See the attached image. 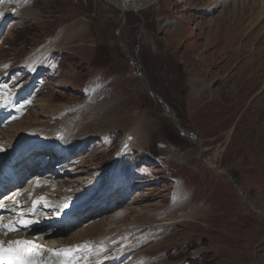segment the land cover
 Instances as JSON below:
<instances>
[{"label": "rangeland", "instance_id": "374dc122", "mask_svg": "<svg viewBox=\"0 0 264 264\" xmlns=\"http://www.w3.org/2000/svg\"><path fill=\"white\" fill-rule=\"evenodd\" d=\"M5 6L12 15L0 31V76L24 116L0 115V137L9 143L19 127L49 130L66 119L76 139L94 136L69 158L42 149L21 182L0 187V200L26 190L44 169L40 178L54 183L58 209L74 208L61 223L60 210L40 221L45 239H84L117 210L156 223L148 226L160 242L148 237L140 264H264V215L256 211L264 213L259 0H159L127 11L110 0H2ZM137 127L139 146L124 164L136 177L127 185L121 177L98 181ZM89 183L95 187H79ZM99 189L126 200L110 206ZM76 193L83 195L71 202ZM194 210L198 220L178 221Z\"/></svg>", "mask_w": 264, "mask_h": 264}, {"label": "bare ground", "instance_id": "6f19581e", "mask_svg": "<svg viewBox=\"0 0 264 264\" xmlns=\"http://www.w3.org/2000/svg\"><path fill=\"white\" fill-rule=\"evenodd\" d=\"M114 2L123 11L127 10H140L144 4L154 3L159 0H110ZM11 3V2H10ZM260 7L255 20H260L264 18V0H259ZM2 4V3H1ZM20 8V7H19ZM0 7V31L3 29L5 24V19L9 18L12 14L10 12L11 8ZM21 12V11H20ZM26 13V12H25ZM21 14V13H20ZM24 15V14H23ZM256 22V21H255ZM254 22V23H255ZM231 63V62H230ZM35 73L38 74L41 67L34 69ZM5 74L0 76V115L3 117H8L12 113L18 115L19 117L24 116V107L18 106L16 102L11 98V94L5 88H3V81ZM239 83V82H238ZM234 94V93H233ZM69 108L68 106L58 108L61 112H64ZM57 111V110H55ZM166 114L173 119L172 111L166 109ZM260 124V123H258ZM17 125H14L15 127ZM24 127H19L14 130L13 139L8 143L6 140L0 137V148L5 150L0 152V185L9 186L15 183L14 180L18 176V181L21 182L26 175L30 172L27 169L31 159L34 155L39 157L42 155V149H50L56 156H61L64 154L66 157H71L73 153L77 151V148L91 139L94 133H88L83 138L76 139L77 128L73 124L71 119H66L61 123L54 126V129L44 130L41 127L35 126L31 129ZM139 127L136 129H129L126 135L120 140V146L112 157L110 162L106 165L102 177L98 181L106 179L109 183L116 182L120 177L123 179L122 183L127 185L129 183V177L132 176L130 168L125 166V162L130 156V150L137 148L139 143H136L140 139V133H138ZM260 130V129H259ZM12 131V130H11ZM184 134H187L184 131ZM2 135V134H1ZM194 137V136H193ZM134 139V140H133ZM40 153V154H38ZM54 157L53 155H49ZM124 156L127 158L124 159ZM17 159V170L15 176L10 175V170L12 169L10 164L13 160ZM78 160V159H77ZM33 161V160H32ZM44 169L39 170L41 174H34L28 179V185L26 190H15L12 194L6 196L3 200H0V239L8 240L13 238L27 239L30 241L37 242L41 246V252L48 254L51 249L62 248L67 245H75L81 242L89 244L91 246L90 251L85 252L77 256L79 264H140L144 263L138 259L137 254L142 252V250L149 249L147 239L152 236L156 238L157 243L160 242L157 235V228L155 231L149 229L148 224L152 228H155L156 223H149L145 220L151 217H146L145 215H138L136 217H129L130 213H123L115 215L116 211L104 215L102 222L99 226L96 225V232L88 235L86 238L78 241H68L67 238L59 237L54 239L53 237L45 239L39 232V227L41 225L40 221L49 220V216L52 215L56 210H60L61 214L57 223L67 220L70 212L74 208H67L66 210L58 209V201L55 200L56 192L50 183L40 178ZM136 176H132L134 178ZM3 186V187H4ZM77 186V185H75ZM239 187V192L242 193L241 187ZM79 187L85 188L86 191L93 189L95 184L89 183L86 185H81ZM109 188V187H108ZM84 189V190H85ZM105 193L106 190L99 189L98 193ZM114 192V191H113ZM117 192V191H116ZM96 195L98 198L100 194ZM83 193H76L72 197L75 199L62 198L64 202L70 201L75 202L76 197H81ZM120 193L110 194L109 192L104 194L102 199L105 201L109 200L110 206L118 204V202H124L126 199L119 198ZM96 198V199H97ZM176 195L170 200H175ZM138 201V200H137ZM136 201V202H137ZM176 202V201H175ZM86 206L89 203H84ZM83 204V205H84ZM55 205V206H53ZM83 205H81L83 207ZM196 207V206H195ZM171 208V207H170ZM45 210V214L40 213L39 210ZM196 209V208H195ZM106 208H101L99 212L105 214ZM260 215H264L260 210H256ZM110 212V211H109ZM165 212V211H164ZM167 212V211H166ZM199 211L194 210L191 213L182 215L179 217L180 220H198L200 217ZM42 216V217H41ZM143 216V219L142 217ZM148 216V215H147ZM170 217V215H168ZM167 216V217H168ZM201 216V215H200ZM140 217V218H139ZM156 217V216H155ZM177 217V216H176ZM76 219V216L73 220ZM140 219V220H139ZM31 221L30 224H24L22 221ZM72 220V221H73ZM156 220V219H154ZM175 220V219H174ZM151 222V221H150ZM169 223V222H167ZM142 224V225H141ZM12 225V229H8L7 226ZM93 225V224H92ZM141 225V227H140ZM91 227V225H90ZM102 227V228H101ZM103 227L105 229H103ZM140 227V228H139ZM148 227V228H146ZM139 228V229H138ZM148 233L142 234L136 233L137 231L143 229ZM136 234H133V233ZM175 233V232H174ZM85 236V235H84ZM189 237V236H188ZM169 239V238H168ZM165 240V239H164ZM170 243V242H169ZM157 245V244H156ZM158 246V245H157ZM134 250H139L133 253ZM131 254H135L132 257H128ZM83 259H80V258ZM125 258H127L125 260ZM125 260V261H123ZM153 262L147 263L152 264Z\"/></svg>", "mask_w": 264, "mask_h": 264}, {"label": "snow or ice", "instance_id": "6c2138e0", "mask_svg": "<svg viewBox=\"0 0 264 264\" xmlns=\"http://www.w3.org/2000/svg\"><path fill=\"white\" fill-rule=\"evenodd\" d=\"M22 223L27 225L31 221L24 220ZM7 228L12 229V225ZM88 247L87 244L68 246L56 251L55 255L59 258V264H79L76 253ZM40 249V245L27 239L0 240V264H44Z\"/></svg>", "mask_w": 264, "mask_h": 264}, {"label": "water", "instance_id": "95a60500", "mask_svg": "<svg viewBox=\"0 0 264 264\" xmlns=\"http://www.w3.org/2000/svg\"><path fill=\"white\" fill-rule=\"evenodd\" d=\"M154 96H156L163 104H164V106H165V108L166 109H168V110H171V108L165 103V101L161 98V97H159V96H157L156 94H154V93H152ZM172 114H173V121H174V123H175V125L178 127V128H180V125H179V123H178V121H177V118L175 117V114H174V112L172 111ZM180 132L182 133V134H184V131L180 128ZM188 134V136L189 137H191V138H194L193 136H195V134L194 133H187Z\"/></svg>", "mask_w": 264, "mask_h": 264}]
</instances>
